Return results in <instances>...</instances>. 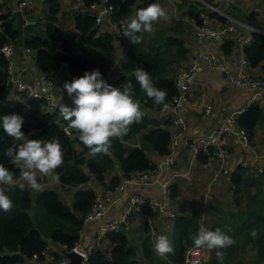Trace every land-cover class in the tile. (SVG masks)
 <instances>
[{
    "label": "trees",
    "instance_id": "obj_1",
    "mask_svg": "<svg viewBox=\"0 0 264 264\" xmlns=\"http://www.w3.org/2000/svg\"><path fill=\"white\" fill-rule=\"evenodd\" d=\"M155 1L109 0L108 4L113 7L111 19L118 32H122L121 20L131 19L139 9ZM83 2L84 8L71 12L72 27L64 28L60 18L61 1L45 0L43 18L37 20L42 22V34L35 35L26 31L31 25L24 26L20 31L12 17L11 8L6 7L5 3H0V47L11 42L15 47L22 45L21 47L30 48L35 52V63L42 73L54 72L62 62H67L69 75L80 77L86 71L99 69L107 83L120 88L130 80L136 93L135 99L140 102L142 110L147 108L158 112L160 104H155L141 92L134 71L138 68L148 71L154 85L166 91V100L173 97L176 94L174 76L177 66L186 59L188 53L183 37L188 34L189 27L176 20L167 27L157 24L155 34H137L142 36L138 44H133L125 37L126 49L123 50V38L116 42L112 33L102 30L103 25L96 24L95 15L85 10V7L101 3V0ZM189 17L200 23L198 11L191 9ZM233 45L234 40L231 38L222 41L223 54H230ZM116 52L117 62L114 68H111ZM243 54L249 68L260 67L264 73V34L252 32L248 43L243 47ZM7 62V59L0 55V103L5 101L11 90L7 84ZM11 114L24 118L22 131L26 139H59L64 151V164L55 174L59 190L74 189V194L70 203L66 204L60 198L58 190L47 185L42 191L36 192L33 214L30 215L28 209L32 204L31 189L25 188L21 191L17 187L10 191L8 195L14 206L11 211H0V264H18L33 255L41 258L50 241L59 243L68 250L72 249L79 241L84 215L95 198L94 191L86 183L92 178L106 187L113 188L120 182L117 174H111L114 168H117L123 177H129L132 173L152 166L148 151L161 156L168 152L172 117L168 116V112L159 117L160 120L156 116L144 115L141 122L132 125L123 140H113L110 155L95 157L89 155V150L80 142L78 132L71 129L73 137L65 133L64 127H68V122L60 115L59 106L52 111L36 115L35 109L17 101L5 113H0V117ZM237 122L247 131L249 142L253 141L255 128L258 125L264 128V102L260 100L248 105L237 115ZM167 125L170 129L166 128ZM30 129H34V132L28 136ZM146 129L148 130L145 131ZM21 142L8 135L0 125V163L8 167L18 180L20 170L4 155V151L8 147H18ZM198 159L206 163L208 156L199 155ZM244 168L238 167L229 178L234 197L243 194L248 199L244 210L230 213L228 206L216 202L210 205L208 219L203 217V211L199 208L186 213L178 212L169 219L162 217L170 225L168 237L174 245V252L163 259L155 255L154 241L149 234L141 237L139 246H136L130 242L125 230L132 228L131 225L121 227L118 232L107 236L111 244L109 249L103 250L97 246L90 252L89 264H141L139 252L145 264H185V250L194 245L191 237L197 234L203 225L210 230L219 227L226 231L225 225L231 228L227 234L235 243L223 249L226 253L223 264H239L235 262L239 252L250 242L257 246L259 261H264V170L260 168L249 172ZM171 189L172 197L178 194L175 185H172ZM144 227V233H149L147 223ZM253 229L258 232L257 238L250 235ZM45 237L49 239L48 242ZM215 252L216 250L210 251L203 264H220ZM58 257L59 255H54V259Z\"/></svg>",
    "mask_w": 264,
    "mask_h": 264
},
{
    "label": "crops",
    "instance_id": "obj_2",
    "mask_svg": "<svg viewBox=\"0 0 264 264\" xmlns=\"http://www.w3.org/2000/svg\"><path fill=\"white\" fill-rule=\"evenodd\" d=\"M19 1L20 0H4V2L1 3H5L6 7H10L13 11ZM70 1L72 0H63L61 2L62 9L68 8L66 2L70 3ZM157 1L159 0H156L155 3H157ZM196 4H198L196 0H162L161 3V6L167 11L168 17L167 20H161L158 25L164 27L171 26L173 21L176 20L185 23L187 27H189L188 34L183 37L188 53L186 59L177 66V71L191 62L195 52L198 50L210 51L217 54L221 57L222 65L226 70H234L238 67L239 61L244 57L242 50L244 40L250 39L255 28L264 30L263 0H242L240 8H233L229 11L232 18L235 20L236 32L234 34H229L219 42L196 41L192 36L191 30L192 27L196 25V22L193 18L189 17V12L191 9L198 11V13L200 12ZM45 9L44 3L40 4L37 2L32 8L33 11L31 10V13L24 17L33 21L35 19L32 16H34L33 14H35V11L37 16H43ZM219 21L222 20L219 19ZM230 38L234 40L231 53L223 54L222 41ZM21 46L15 47L14 62L17 66L27 67V78L31 82H36L42 74V71L35 63V52L27 53L24 47ZM59 50H61V48H59ZM244 72L250 75L263 73L260 67L253 69L248 66L244 67ZM68 76L69 74H62L57 77L55 82L57 98L60 104L64 103L70 107H74L75 105L72 102V98L68 96L66 89H60V84H65V82L68 81L66 78ZM74 77L77 78L76 76ZM252 92L253 90L251 88L244 89L230 86L226 80V74L221 68H208L199 72L191 84L188 103L180 110V114L186 121V130L180 135L178 144L174 147L173 164L164 167V174L161 178V181L166 183L170 188L172 185H175L178 189V194L173 197L171 195L169 197H164L162 185L159 183L143 186L134 185L132 182L126 181L128 178L123 177L119 170L114 168L111 174H117L120 177V182L113 188L107 187L110 189V196L108 198L106 213L97 221L84 222L79 232L78 243H80V246L84 248L92 243L93 235L98 226L113 218H119L126 209L128 198L136 191L146 195L161 197L175 214L178 212L186 213L199 208L203 211V217H207L206 219H208L210 205L208 206L207 202L210 199H212L211 205L220 202L222 206H228V212L230 213L244 210L248 199L243 194L234 197L231 191V182L229 178L242 164L246 166L244 169L249 170V172H254V170L260 168L264 170V128L259 125L255 128L253 141L249 142L247 146L238 143L236 139L231 136H224L222 138L221 145L227 152L225 165L228 174H222L219 164L214 160L209 159L206 163L200 162L198 156L193 153L192 144L199 136L218 126L228 112L234 111L241 106H246ZM16 102V97L14 98V96H12L9 101L0 103V113H5L7 109L14 106ZM208 103H212L214 109L209 115H205L203 110ZM36 108L38 111L36 115H40L42 111L41 106L37 104ZM143 111L146 117L158 115L157 111L152 109L146 108ZM164 114L165 113H163V115ZM169 115H171V111L168 112V116ZM201 115L202 118H200ZM136 139L139 141L137 137ZM163 156L151 152V156L149 157L152 163L159 164L162 162ZM53 181H58V179L56 178ZM53 181L47 179L45 182H42V185H49L51 187L52 185L50 183H53ZM86 185L91 187L93 191H100L104 186L102 183L92 178ZM120 185H122V189L119 188ZM68 190H72L74 194V189H67V191ZM251 190V192L254 191L253 188ZM67 191L64 192L62 196L60 194L62 201L65 199L69 201L73 196V194L67 195ZM156 216L157 215L145 212V210H137L134 212L131 224L132 228H125L132 244L139 246L140 238H143V236L147 234H149L150 237L154 234L158 236L161 234L170 235V225L167 223L168 221L163 218L157 220ZM146 223L149 226V233H144L146 231L144 227ZM48 244V249L43 257L30 258L18 264H48V262L54 259V255H59L63 252V245L61 246L59 243L51 241L48 242ZM99 246L101 249L106 250L111 247V244L107 238L103 239ZM209 252L210 251L206 252L207 259L210 254ZM256 253L257 246L253 244V242H250L239 252L235 262L241 264L246 254H250L252 257V254L255 255ZM138 258L141 264H145L141 258L140 252L138 253ZM254 264H258V262H254ZM261 264H264V262Z\"/></svg>",
    "mask_w": 264,
    "mask_h": 264
},
{
    "label": "built area",
    "instance_id": "obj_3",
    "mask_svg": "<svg viewBox=\"0 0 264 264\" xmlns=\"http://www.w3.org/2000/svg\"><path fill=\"white\" fill-rule=\"evenodd\" d=\"M45 0H20L15 9L22 12L27 16L31 13L33 6L38 3H44ZM61 2L63 0H60ZM84 0H72L68 4V8L61 10L71 11L74 9L84 8ZM200 12L198 13V19L200 23H196L192 27L191 34L196 41H215L219 42L229 34L236 32L235 20L232 18L229 11L233 8H240L242 0H196ZM109 0H101V3L92 4L90 7H85V10L90 11L95 15L96 24L103 25L102 30L108 33L116 32V25L112 22L111 12L112 5L108 4ZM1 3V2H0ZM264 5V0H263ZM13 10V11H14ZM33 11V10H32ZM70 12V13H71ZM222 20V21H219ZM253 32L264 34L263 29L255 28ZM119 40L123 38V46L125 45L124 36L118 35ZM249 39L244 40V45L247 44ZM121 49L125 50L126 46ZM27 53L33 51L30 48H24ZM117 52L114 62L111 68H114L117 62ZM0 55L7 59V84L10 87V93L6 96L5 101H9L12 96L16 97V100L24 105L30 106L32 109L37 108L36 105L41 106V113L44 111H52L60 105L57 98V88L55 85L57 77L62 75V71L67 72V62H62L60 66L51 73H42L36 82H31L27 78L28 68L24 66H17L14 62L15 46L13 43L4 44L0 47ZM244 67H247L245 57H243L238 67L234 70H226L222 65V59L215 53L210 51L198 50L195 52L193 60L186 66L179 69L174 76V86L176 88V94L168 100H165L163 104H160L159 112L167 113L171 111V131L170 141L168 146V152L163 156L162 162L159 164L153 163L149 169L141 172L132 173L126 181L132 182L137 186L148 185L152 183H159L162 185V192L164 197L171 195V188L161 181L164 174V167L166 165H172L174 162V147L178 144L180 135L186 130V121L180 114V110L186 106L189 99L191 84L195 76L208 68H221L226 74V80L232 87L238 88H251L253 90L250 98L247 101L246 106L228 112L213 130L199 136L197 140L192 144L193 153L196 156L201 154L207 155L208 160L216 161L220 166V172L222 174H228V170L225 165L226 150L221 145V140L224 136H231L243 146H247L249 143L247 131L239 126L237 122V115L241 113L248 105L255 103L256 101L264 100V73L250 75L244 72ZM214 109L212 103H208L204 107V114L209 115ZM65 133L69 137H73L74 133L69 127H64ZM34 132V129H30L28 136ZM27 136V137H28ZM242 167H246L244 164ZM261 171V170H259ZM122 189V185L119 186ZM95 198L94 202L83 218L84 222L97 221L107 211L108 198L110 196V189L103 186L100 191L94 190ZM137 210H145V212L161 216L165 219H169L175 215V213L168 207L165 200L161 197L154 195H146L141 192H133L127 200L125 211L119 218H113L106 223L98 226L94 235L92 243L82 248L80 243L76 242L70 249L76 252L80 258V264H89L90 252L99 246L103 239H107V236L111 233L118 232L121 227L130 226L132 224V217ZM158 235H152L151 240L155 241ZM49 245V244H48ZM63 247V251L67 250ZM48 246L44 253L47 251ZM208 250L204 248H196L194 245L189 246L185 250L184 263L185 264H203ZM32 258H39L37 255H33ZM69 260L66 258L63 252L59 254L57 259H52L48 264H68Z\"/></svg>",
    "mask_w": 264,
    "mask_h": 264
},
{
    "label": "clouds",
    "instance_id": "obj_4",
    "mask_svg": "<svg viewBox=\"0 0 264 264\" xmlns=\"http://www.w3.org/2000/svg\"><path fill=\"white\" fill-rule=\"evenodd\" d=\"M167 17L168 13L163 6L151 3L139 9L131 19L121 20L122 32L118 35L138 44L142 40L138 33L155 34V25ZM134 77L148 99L157 105L165 102L166 91L154 85L148 71L138 68L134 71ZM63 87L75 106L62 103L59 105V113L68 122V127L79 133L78 139L93 157L110 155L113 140H123L132 125L141 122L145 115L140 102L135 99L133 83L127 80L122 88L114 87L103 79L99 69L86 71L71 82H65ZM23 124L24 118L18 114L0 117V125L4 131L15 140L22 141L18 147H8L4 151V155L20 170L19 180L8 167L0 163V211L3 212L11 211L14 206L8 195L10 191L17 187L21 191L25 188L35 192L42 191V181L52 178L64 164V151L58 138L26 139L22 131ZM224 228L226 231L219 227L210 230L202 226L191 237L196 248L216 250L220 264H223L226 255L223 249L235 243L227 234L231 228L228 225ZM250 235L257 238L258 232L253 229ZM153 251L163 259L174 252V245L167 235L161 234L154 241Z\"/></svg>",
    "mask_w": 264,
    "mask_h": 264
},
{
    "label": "rangeland",
    "instance_id": "obj_5",
    "mask_svg": "<svg viewBox=\"0 0 264 264\" xmlns=\"http://www.w3.org/2000/svg\"><path fill=\"white\" fill-rule=\"evenodd\" d=\"M0 2H4V0H0ZM157 3L158 4H160L161 5V3H162V0H159V1H157ZM41 13V12H40ZM42 14V13H41ZM34 16H32L35 20H33V21H35V23L33 24V25H31V28L30 29H26V31H28V32H30L31 34H42V22H39V21H37V20H39V19H42L43 18V16H37V14H36V11H35V14H33ZM71 13H69V11H66V10H62L61 11V13H60V18H61V24H62V26H64V28H71L72 27V21H71ZM167 20V19H166ZM207 42H210V40L209 41H207ZM19 43H22V42H20L19 41ZM67 78V82H71L75 77H74V75H69L68 77H66ZM64 83H61L60 84V89L61 90H64ZM263 102H264V100H263ZM158 113V115L157 116H160V117H162V116H164L163 115V113H160L159 111L157 112ZM151 116V115H150ZM149 116V117H150ZM156 116V117H157ZM148 117V116H147ZM200 118H202V115L200 116ZM199 118V119H200ZM158 120H160V118L158 117ZM166 128L167 129H170V126L169 125H167L166 126ZM149 129V128H148ZM148 129H146L145 131H147ZM171 130V129H170ZM14 138V137H13ZM15 139V138H14ZM148 156H151V152L150 151H148ZM57 178V176L56 175H54L52 178H50V180H55ZM48 178H46V179H44L42 182H45L46 180H47ZM52 186L50 187V188H55L56 190H58L59 192H62V193H60L61 194V196H62V194L64 193V192H66L67 191V189L66 190H59V188H58V185H59V182L58 181H53V183H50ZM45 186H47V185H45ZM45 186H43V187H45ZM67 195H70V194H73V191L72 190H68L67 191V193H66ZM30 197H31V200H32V204H31V207L28 209V212H29V214L30 215H32L33 214V207H34V199H35V197H36V192L35 191H32V190H30ZM68 199H65L64 201H65V203L66 204H69L70 203V200L69 201H67ZM211 203H212V199H210L208 202H207V205L209 206V205H211ZM161 218L162 217H157L156 216V219L157 220H161ZM203 227H205V228H207L208 229V227L207 226H205V225H203ZM155 235V234H154ZM45 241L46 242H48L49 241V239L48 238H46L45 237ZM258 251V250H257ZM243 262V263H242ZM241 262V264H254V262H258V264H261V263H263L264 261H259V259H258V257H257V253L255 254V255H253L252 254V257H251V255L250 254H246V256H245V258H244V260Z\"/></svg>",
    "mask_w": 264,
    "mask_h": 264
},
{
    "label": "water",
    "instance_id": "obj_6",
    "mask_svg": "<svg viewBox=\"0 0 264 264\" xmlns=\"http://www.w3.org/2000/svg\"><path fill=\"white\" fill-rule=\"evenodd\" d=\"M12 17L15 19L16 27L20 31L23 30L24 26L33 25L35 23V21H31V20L26 19L23 16L22 12L18 9L14 10L12 12ZM112 34L114 36L115 41L116 42L119 41V37H118L117 33L113 32ZM62 74L68 75V72L62 71ZM63 253L66 256V258H68V260H69L68 264H80L81 258L76 252L71 251V250L70 251L64 250Z\"/></svg>",
    "mask_w": 264,
    "mask_h": 264
}]
</instances>
